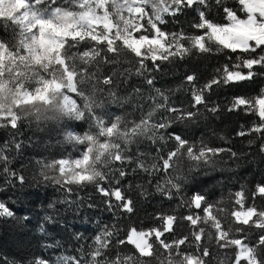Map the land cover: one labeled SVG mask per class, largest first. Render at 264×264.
<instances>
[{
	"label": "trees",
	"instance_id": "obj_1",
	"mask_svg": "<svg viewBox=\"0 0 264 264\" xmlns=\"http://www.w3.org/2000/svg\"><path fill=\"white\" fill-rule=\"evenodd\" d=\"M225 8L236 12L240 18L246 17L238 0H220L219 3L217 0H206L205 4L186 7L176 15L169 14L162 27L170 33L195 34L192 25L198 22L200 11H204L209 20L223 24L228 22ZM12 38V26L0 23V39ZM209 46L213 51L200 53L193 49L182 59L160 62L158 69L153 68L151 61H145L146 69L141 70L142 74L137 73L136 59L131 55L122 56L115 62L99 61L90 66L91 80L96 83L98 97L103 105L96 110L97 114L105 120L115 115L138 120L143 112L150 111L154 104L162 102L160 94L167 97L170 107L188 108L193 86L186 82L187 75L196 76L194 87L199 89L223 65L229 62L241 64L251 55L240 50L217 51V45L211 43ZM84 47V44L78 45L73 51ZM262 54L264 51L257 49L255 55ZM253 71L255 76L251 80L220 84L206 92L207 106L199 108L200 115L190 121L174 120L170 127L159 130L157 135L163 136L164 140L143 138L129 146L128 152L133 160L140 158L145 163H158L155 158L168 150H174L175 142L169 138L172 134L181 135L190 143H205L228 150L214 157L211 164L201 163L198 167L187 158L176 161L175 170L168 175H175L177 179L174 182L180 183L181 188L177 191L168 186L172 193L171 199L156 190L162 176L138 170L135 163L112 161L105 166L108 160L106 154L95 163L94 171L106 175V179L99 182L100 185L113 188L119 181L118 186L133 201L132 213L117 207L114 198L113 207L109 208L106 202L108 198L97 190L95 184L68 185L71 191H66L64 184L57 185L54 182L58 171L45 167L54 160L75 158L82 154L86 145L68 141L65 135L67 131L81 135L91 131L95 135L97 129L90 121H77L69 114L36 116L32 104L21 105L26 107L22 110L16 107L23 120L18 122L15 129L0 126V157H6L0 158V201L14 213L11 217L0 216V264H33L38 258L48 261V264H63L64 256L90 253L96 247L95 237L105 228L113 232L109 251L114 249L121 257L135 256L132 245L116 244L117 240L125 238L127 227L130 225L141 230L161 227L162 222L157 218L171 214L177 217L174 230L161 238L167 237L166 242H170L178 237L189 236L190 225L180 217L189 214L188 202L197 192L205 195L208 203L220 209L226 230H230L235 237H247V242L253 243L258 229L242 225L230 213L237 207L235 193L240 191L245 194L243 206L254 205L258 210H264V198L253 195L257 185L264 184V134L238 135L240 131L258 125L259 118L244 106L229 110L234 98L253 97L264 89V67L255 66ZM106 76L113 79L111 89L102 84ZM149 79L153 81L152 85L146 83ZM109 90L115 91V100L108 96ZM213 106H217L216 112L209 110ZM171 118L170 113L158 110L151 122L158 123ZM103 139L101 137V143ZM121 167L126 173L123 177L117 171ZM45 175L51 179L45 180ZM17 176H23V181L18 180ZM201 227L205 228L201 246L207 247L210 253L205 258V264H230L235 249L218 247L215 231L205 224ZM149 240L155 250L154 257L139 259L149 264H159L165 256L161 254L157 259L155 252L163 253L164 250L160 249L155 237H149ZM181 249L192 254L199 251L195 245L181 246ZM259 251L264 256V250Z\"/></svg>",
	"mask_w": 264,
	"mask_h": 264
},
{
	"label": "snow or ice",
	"instance_id": "obj_2",
	"mask_svg": "<svg viewBox=\"0 0 264 264\" xmlns=\"http://www.w3.org/2000/svg\"><path fill=\"white\" fill-rule=\"evenodd\" d=\"M205 3L206 0H22L18 5L15 0H4L5 10L0 12V23L12 26L13 38L0 40V56L3 57L0 60V68L3 69L0 72V126L15 129L18 122L23 120L13 111L15 105L50 103L59 96L63 100L60 107L64 112L77 121L87 119L97 131L95 135L91 131L83 135L66 132V140L86 145V148L77 159L54 160L45 165L46 168L58 171L59 175L54 181L57 185L64 184L65 190L70 192L68 185L95 184L97 190L108 198L106 202L109 208L113 207L114 198L117 207L132 213L133 201L118 186L119 181H116L117 186L113 188H105L99 183L106 179V175L104 172L94 171V165L106 154L108 160L105 166L112 161L135 163L138 170L162 176L156 190L171 199L172 193L168 186L177 191L181 188L180 183L174 182L177 177L168 175L175 170L176 161L187 158L198 167L201 163L211 164L214 157L228 150L205 143H190L181 135L172 134L169 138L175 142L174 150H168L155 158L158 163H145L140 158L133 160L128 152L129 146L143 138L164 140L163 136L157 135L158 131L170 127L174 120L190 121L198 117L199 108L207 106L205 93L214 86L251 80L255 76L254 67H264V54L255 55L257 49L264 51V0H238L246 18H240L236 12L225 8L228 22L223 24L209 20L205 12L200 11L198 22L192 25L195 34L170 33L163 29L165 14L176 15L186 7ZM209 43L217 45V51L240 50L251 55L241 64L233 65L229 62L223 65L199 89L194 87L196 76L187 75L186 82L193 86L190 107H170L167 97L160 94L162 102L154 104L150 111L143 112L138 120H129L121 115L105 120L97 114L96 110L103 105L98 97L96 83L91 80L90 66L99 61L115 62L122 56L131 55L136 59L137 73L142 74L141 70L146 69L145 61H151L153 68L158 69L160 62L182 59L193 49L200 53L213 51ZM81 44L85 47L74 52L73 49ZM5 79L12 81L15 91L5 86ZM146 83L152 85L153 81L149 79ZM102 84L111 89L112 77L106 76ZM68 93L75 94L77 98ZM108 96L115 100V91L109 90ZM241 106L255 113L260 123L237 134H264V89L253 97L234 98L229 110H236ZM158 110L170 113L172 118L152 123ZM209 110L216 112L217 106ZM101 137L104 138L103 143L100 142ZM117 171L120 177L126 174L123 167ZM17 179L22 182L23 176H17ZM44 179L51 178L45 175ZM253 195L264 198V184L257 185ZM235 197L237 207H242L244 192L235 193ZM188 207L189 214L180 219L190 225L189 236L166 242L167 237H161L173 232L177 217L171 214L160 215L157 219L162 222L161 227L138 230L129 225L124 233L125 238L116 241L117 245H132L135 256L121 257L114 249L109 251L112 248L113 232L105 228L95 237L96 247L90 253L64 256L63 264H149L148 261L139 259L154 257L155 250L148 241L149 237H155L160 249L164 250L163 253L155 252L157 259L161 254L165 256L159 264H205V258L210 253L200 243L205 236L202 224L215 231L218 247L235 249L230 257V264H264V256L259 251L264 250V210H258L252 205L245 211L230 213L235 221L258 229L255 241L250 244L247 237L236 238L230 230H226L220 217V209L215 204L208 203L205 195L194 193ZM3 215L11 217L14 213L5 203L0 202V216ZM41 230L43 231V226ZM192 245L199 249L197 254L186 253L181 249V246ZM33 264H48V261L38 258Z\"/></svg>",
	"mask_w": 264,
	"mask_h": 264
},
{
	"label": "rangeland",
	"instance_id": "obj_3",
	"mask_svg": "<svg viewBox=\"0 0 264 264\" xmlns=\"http://www.w3.org/2000/svg\"><path fill=\"white\" fill-rule=\"evenodd\" d=\"M16 4H21L22 3V0H15ZM3 4H4V0H0V12H3L5 9L3 8ZM169 14H165L164 15V20H166L167 16ZM246 18V17H245ZM1 40V39H0ZM3 57L0 56V60H2ZM17 71H19V69H17ZM0 72H3V69L0 68ZM6 75V74H5ZM57 75H59V73H57ZM27 83V81H26ZM5 86H7L8 88H10L12 91H15V88L13 87V84H12V81L9 80V79H5V82H4ZM70 95L73 96V98H76L74 94H71V93H68ZM243 97V96H242ZM63 103V100L61 97H57L55 101H52L50 103H40V102H33V103H27L25 105H29V104H32L34 105L33 106V110L36 112L34 113L36 116H41V117H46V116H62V115H65V114H68L66 112H64L60 105ZM16 107H19L20 110H22L23 108H26V107H22L21 105L17 104L13 107V111L16 112V114L18 115V112H17V109ZM27 107H30L31 106H27ZM80 156L78 157H75V158H64V159H77L79 158ZM1 202V201H0ZM7 207V206H6ZM247 207L249 206H242V207H236L233 211H236V210H239V211H245L247 209ZM138 230H141V229H138ZM236 238H240V237H236ZM148 241L150 243V240L148 238Z\"/></svg>",
	"mask_w": 264,
	"mask_h": 264
}]
</instances>
